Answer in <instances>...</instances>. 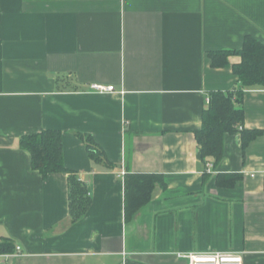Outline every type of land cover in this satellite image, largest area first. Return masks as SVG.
Instances as JSON below:
<instances>
[{"label": "crops", "instance_id": "0c3cea01", "mask_svg": "<svg viewBox=\"0 0 264 264\" xmlns=\"http://www.w3.org/2000/svg\"><path fill=\"white\" fill-rule=\"evenodd\" d=\"M246 36L264 44V0H0V243L20 248L0 264H186L176 253L189 252L264 264V134L245 147L226 134L216 164L194 136L210 94L240 86L208 54ZM242 105V130L264 131V86ZM42 131L61 134L70 173L32 169L20 139ZM72 174L90 198L75 221ZM128 174L165 182L129 216Z\"/></svg>", "mask_w": 264, "mask_h": 264}, {"label": "trees", "instance_id": "16d2710c", "mask_svg": "<svg viewBox=\"0 0 264 264\" xmlns=\"http://www.w3.org/2000/svg\"><path fill=\"white\" fill-rule=\"evenodd\" d=\"M237 55L241 61L229 65L228 57ZM213 68L230 67L240 86L231 92H214L210 94V102L202 112V125L194 132L195 140L200 146L201 158H211L218 163L223 155V139L226 134L241 133L242 146L264 134L259 130H242L243 123V91L254 86H264V44L251 36H246L242 46L237 51H217L208 54ZM20 147L30 154L33 170L43 177L51 173H70L62 163V138L58 131H42L38 134L22 137ZM86 148L89 157L98 161L102 154L86 138ZM241 176L232 174L224 177L233 184ZM162 189L165 182L159 175L128 174L124 180L126 214L136 212L151 199L155 185ZM90 198L83 182L78 181L73 174L69 178V209L73 221L79 219L88 207ZM13 246L6 239L1 240L0 253H12Z\"/></svg>", "mask_w": 264, "mask_h": 264}, {"label": "built area", "instance_id": "2783aa9c", "mask_svg": "<svg viewBox=\"0 0 264 264\" xmlns=\"http://www.w3.org/2000/svg\"><path fill=\"white\" fill-rule=\"evenodd\" d=\"M91 93L107 94L113 93V86H104L100 84H92L89 87ZM210 102L209 98L206 99V105ZM209 169L211 166L208 167ZM20 256V248H16V252L12 254H4L0 257L8 260L13 257ZM176 257L185 260L186 264H243L242 255L230 252H209V253H176Z\"/></svg>", "mask_w": 264, "mask_h": 264}]
</instances>
